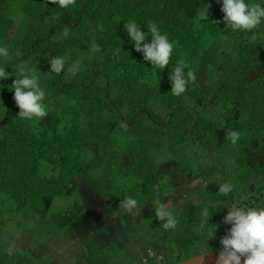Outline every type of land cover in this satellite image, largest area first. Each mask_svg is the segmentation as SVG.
I'll return each instance as SVG.
<instances>
[{
  "label": "trees",
  "instance_id": "trees-1",
  "mask_svg": "<svg viewBox=\"0 0 264 264\" xmlns=\"http://www.w3.org/2000/svg\"><path fill=\"white\" fill-rule=\"evenodd\" d=\"M207 7L208 18L201 15ZM221 7L218 0H75L68 8L53 0H0V47L9 51L8 57L0 56V67L9 73L19 64L34 69L46 93L47 110L44 118H20L9 90L16 77L0 81V208L6 204L9 211L15 205L14 215L22 214L34 204L43 206L45 197L78 193L74 181L87 178L101 196H114L102 212V219L108 220L102 231L107 233L113 225L109 218L125 214L121 204L126 197L146 205L147 198L159 195L154 185L156 155L170 152L171 159L191 171L197 157L212 162L227 151L237 158L253 143L257 154H264V71L253 81L246 80L252 71L247 59L264 61V25L252 30L261 47L254 52L250 39L240 40L246 30L227 27ZM129 20L146 34L147 25L156 23L175 43L167 68L153 69L135 51L124 26ZM222 39L233 42L234 56L225 55V48L216 51L221 58L210 60L207 77L220 83L219 93L227 104L239 102L233 119L221 113L223 107L215 108L211 118L203 115L201 87L192 79L201 58L225 46ZM53 58L64 60L60 73L50 71ZM74 64L75 73L70 71ZM177 64L185 66L188 81L180 95L171 92L169 78ZM161 101L172 115L167 122L153 113ZM48 117L51 121L43 123ZM232 131L240 133L236 144L229 138ZM126 157L132 159L130 165L124 163ZM218 169L213 162L205 178L219 175L220 183L225 182L226 167L225 174L223 167ZM95 171H103V176L95 178ZM233 177L230 193L204 194L197 213L186 204L175 226L166 230L163 243L177 252L168 264L213 252L201 244L209 241L208 236L227 235L230 225L224 217L233 205L229 197H235L249 179L256 183L250 193L256 197L255 207H264V164L258 173L249 169ZM204 208L209 220L200 228ZM5 218L0 210V219ZM7 257L10 264L25 261Z\"/></svg>",
  "mask_w": 264,
  "mask_h": 264
},
{
  "label": "rangeland",
  "instance_id": "rangeland-1",
  "mask_svg": "<svg viewBox=\"0 0 264 264\" xmlns=\"http://www.w3.org/2000/svg\"><path fill=\"white\" fill-rule=\"evenodd\" d=\"M256 34L257 33L253 32L252 30L244 31L240 39L241 41H247L248 39H250V41L253 43L254 52H256L255 46L260 43L256 39L258 35L255 37ZM224 40H225V46L214 48L212 50L213 54L208 53L206 57L201 58L199 63H197L196 68H194L193 70L192 79L197 81L202 86L201 87L202 91L203 89L206 90L213 83L212 81L209 80L207 75L209 72L208 65L210 64L209 63L210 60L212 61L213 56H215L216 59L221 58V55L216 51L220 50L222 52L223 49L225 48V55L231 53L234 56L233 48H231L234 46L233 42L232 44H230V42H228L230 40L228 39H222L220 40V42ZM261 61L262 62L259 66H258V62L255 63L256 68L258 70L259 67L261 69H264V61L263 60ZM218 87H220V83L214 82V84L211 86L210 89L212 92L208 93L205 98V102H204L205 104H210V106L217 105L216 101L218 100L217 97ZM214 111L204 112L203 115H206L207 118H211L214 114ZM231 113L234 116H232ZM231 113L228 112L229 117H235L237 114V109L236 108L232 109ZM201 117L205 118L203 116ZM171 132L173 133V130H171ZM190 158L191 159L194 158V155H191ZM249 161L253 167H255L256 169H260V167L263 166L264 157H261L259 159L258 157L252 156L250 157ZM125 162L129 163L130 160L128 161L126 159ZM213 162H215V165H217V167L219 168L218 170H221V168L223 167L224 174L226 167L227 172L225 174V177L228 178L227 182L230 181L229 183H231L232 185L235 181L233 175L241 176L242 173H244L245 171H248L249 169L252 170L250 166L246 164H241L242 159L240 157L237 158L233 157L231 152L228 153L227 151H225V157L221 156L220 158H217V160L212 158V162H209V159L207 158V160H205L204 163H200V159L199 157H197V162L194 163L195 165L194 170L198 169L200 166L205 168V165L211 167ZM106 175L107 173L104 172V176ZM101 176H103V171H95L94 173L95 178L98 179ZM76 181L78 182L77 184L73 185V189L78 190V193L75 192L74 194L65 196L64 198L45 197L41 201L43 206L39 207L36 206V204H34L26 212L22 214L14 215L15 205H12V207L9 208V211L7 210L6 204L1 206L0 210L3 212V215H5L6 218L3 220L0 219V251H2L3 248L4 249L6 248L7 252H10L9 251L10 249L13 250V245L10 242V240L15 239L16 232L18 230L20 231L24 230V232H27L30 239H33L34 242L36 243L34 247H30L27 245L29 244L28 242L29 238H25L24 239L25 241L22 240L19 244L20 248H18V250L20 251L18 252L19 253L18 256L21 255L22 258H28L29 264H55L53 262V259L49 255L45 257H41L39 255V251L33 249L38 245L45 247L46 243H47V247L54 250V252H55L54 245L58 249H61L62 251L64 250L65 252L70 251V249H76L78 258H76L77 260L75 261L79 260L77 264H81V261L86 262L92 256L97 262H99V264H107V262L110 264H117V263L125 264L124 261L129 258V257L126 258L125 251H129L131 249L132 250L130 254L133 257V261L141 256L142 258L145 259L143 260L142 264H151L154 258L157 259V257L164 255L166 251L165 250L166 246L163 245L162 249L157 248V244L156 242L153 241V238L151 236L145 237V234L149 232V230L156 231L157 227L160 226V225H156V223L163 224V221L158 220L155 215L154 208L158 204L168 205L169 209L175 212L177 211L179 212V209L181 208L180 204H176L175 202L171 201L172 186L169 183H167L165 187L164 185L161 186L160 190L157 189L159 193L158 196L151 197L150 202H151V210L153 214L149 215L150 214L148 211L149 206L143 204H137L136 208L132 209L131 211L125 210L124 211L125 214L118 217L121 218L120 220L122 226L117 224L119 225L120 228H116V231L113 232L111 231L110 227H108L109 234H107L104 233L102 230L104 228H107L106 223L108 222V220L106 221L103 220L102 218L100 219V217L102 215V212L108 206V204L113 202L114 196L112 195H106L105 197L101 196L96 191L95 185H92L91 180H88L87 178H79ZM106 185L109 188V185L108 184ZM195 185H199V184L193 181L187 186V189L190 190L191 188L195 187ZM250 185L252 188L253 187L252 183ZM73 189L72 192H74ZM209 191L213 192V190H209ZM193 194H194L193 191H188L186 196L189 197V195H193ZM190 197L191 200H194L196 202L200 201L198 194H194V196H190ZM238 201L239 200H236V202ZM88 204L91 207L93 206L97 209L96 210L90 209L89 212H85L84 208H86ZM37 209H39L40 211L34 214V212ZM92 218H94V220L96 221H93ZM98 219L100 220L98 221ZM109 224H112V217L109 218ZM49 225L54 226L55 227L54 230H57V235L62 236V238L56 237L54 238V241L51 240L50 238H46L45 232L47 228H49ZM111 227H113V225ZM71 230L74 233L75 241H73L71 238L68 240V237L71 234ZM92 230L94 231V234H91ZM58 231L60 234H58ZM161 231L163 232V230ZM164 232H166L165 229ZM107 236H109L110 238H108ZM119 236L123 237L124 239H121L120 243H118L119 245H117L115 241L114 242L112 241V238L113 237L119 238ZM101 237L103 238L100 240ZM222 238H224L223 235H218L214 238L210 236L207 237V239H209V241L207 242L213 244L210 250H213V252L216 254H218L222 250V245L220 243ZM158 239L161 241V237H158ZM70 242L73 244H71ZM126 243H128V245L130 244V247L128 249L121 251V247L127 246ZM66 244L70 248H67ZM201 245L205 249L209 248L210 246V244H206V243H202ZM201 251L202 249L199 251V253ZM4 261L6 262V264H10L9 263L10 259H8V257ZM127 264H133V263L127 262Z\"/></svg>",
  "mask_w": 264,
  "mask_h": 264
},
{
  "label": "clouds",
  "instance_id": "clouds-1",
  "mask_svg": "<svg viewBox=\"0 0 264 264\" xmlns=\"http://www.w3.org/2000/svg\"><path fill=\"white\" fill-rule=\"evenodd\" d=\"M60 8H68L75 0H53ZM222 5L224 22L227 27L234 30L251 31L264 25V0H218ZM208 7L201 11V15L207 16ZM125 30L134 44L135 51L143 54V60L150 62L153 69L161 71L170 64L175 43L170 41L166 33H162L156 23L147 25V34L135 20L124 23ZM148 36L151 42H147ZM9 51L6 47H0V56L8 57ZM50 71L60 73L63 70L64 60L53 58L50 61ZM184 65L177 64L172 68L170 80L172 81L171 92L180 95L185 92L187 79L185 78ZM78 65H73L70 71L75 73ZM16 78L10 86L14 93V100L19 108V117L25 119H39L47 115L46 106L43 103L46 93L39 84V76L36 71L26 64L15 66L14 73H9L4 67H0V81H6L10 76ZM192 73L188 72L187 77ZM2 87V86H0ZM229 138L233 144L240 139L238 131H232ZM233 185L227 181L220 183L219 192L230 193ZM121 207L131 211L137 207V201L132 198H125ZM156 218L163 221L162 228L167 230L175 226L176 220L173 210L168 205L158 204L155 208ZM200 228L208 224L209 210L204 208L200 214ZM224 223L230 225L227 235L221 239L222 250L218 253L217 264H264V207H246L239 204L232 205ZM207 252L202 254V259Z\"/></svg>",
  "mask_w": 264,
  "mask_h": 264
},
{
  "label": "flooded vegetation",
  "instance_id": "flooded-vegetation-1",
  "mask_svg": "<svg viewBox=\"0 0 264 264\" xmlns=\"http://www.w3.org/2000/svg\"><path fill=\"white\" fill-rule=\"evenodd\" d=\"M259 47H258V45L255 46L256 51L259 49ZM257 62H258V66H259L261 64V62H262L261 58L249 59V60L247 59V65L252 67V71L246 77L247 81H253L254 78H256L258 76V73L260 71H264V69H261L260 67H259V70L256 68V64L255 63H257ZM209 80L213 82L211 84V86L214 84V82H216L215 80H212V79H209ZM211 86L208 87L206 90L203 89V91H202V88H200L201 93L203 94V98L200 101L199 105L204 108V110H205L204 112L214 111L215 108L218 109V108L223 107V110L221 111V113L226 118H228V119L236 118L238 116V111H237V114H236L235 117H229L228 112L231 113V110L234 109V108L238 109L239 102L237 100H234V101L230 102V104H227L225 102V100L220 96L219 89L217 91L218 100L216 101V103H217L216 106H210V104H205L204 103L207 94L212 92L210 90ZM200 87H202V86L200 85ZM263 99H264V97H263ZM51 110H52V112H54L53 108ZM153 113H155V115H157L158 117L162 118V120L165 119L166 122H167L168 117L172 116V115H168V112L165 109L164 101H161L160 104L156 106V108L154 109ZM231 115L234 116L232 113H231ZM50 121H51V117H48V118H46L43 121V123L46 124V123H48ZM125 123H126V125H131L130 122H125ZM155 124L157 125L158 123H155ZM158 125H160V124H158ZM55 126H57V125H55ZM166 126H167V124L163 128H165ZM258 152L259 151L257 150L256 143H253L252 146H251V150L242 152V155L240 157L242 159L241 164H246V165L250 166L252 168V170L255 171V173H258V170L260 171V169H256L255 167H253L250 164L249 159L252 156L258 157L259 159L261 157H264V154H262V153L257 154ZM221 156L224 157V154L221 153ZM159 157H161V158H159ZM156 158H157L156 161L158 163V170H157V176L155 177V182H154L155 189L156 190L157 189L160 190L161 186L164 185V187H165L166 184L169 183L172 186V188H171L172 189V191H171V195H172L171 201L175 202L176 204H180V206H181V208L179 209V212L178 211L177 212L173 211L174 218H177L180 214L181 215L183 214L186 204H190L191 207H192V210H193L192 212L193 213H197L196 206H198L200 203H202L201 196H203L204 194H207V193H214V191L219 190L218 189V186L220 184L219 175L218 176H213V177H211V179H207L204 176V172L209 168V166L205 165V168L200 166L196 170L186 171V170H184V168L180 167V165H181L180 162H177L176 160L171 159L172 156H171L170 152L169 153H166V152L160 153L159 155H156ZM196 162H197V159H196ZM124 163L126 165H129V163L125 162V159H124ZM200 163H204V161H200ZM199 169H201V170H199ZM225 179H226V181L228 180L227 177H225ZM193 181L195 183L199 184V185H195V187H193L190 190H188L187 186ZM77 182L78 181H74V184H77ZM251 183H252V186H253L252 188H251V185H250ZM247 184L249 186L248 185H244L243 188H241L240 192L235 197L234 196L232 197V196L228 195V196H230L229 199H230V202L233 205L234 204H239L241 206H246V207H255V205L257 203V200H255L256 197L255 196L253 197V196L250 195L251 191L253 190V188L256 185L255 181L252 180V179H249ZM245 188H248V190H246ZM249 189H250V191H249ZM209 190H213V192H211ZM188 191H193L194 194H198L199 198H200V201L196 202L194 200H191L190 196H194V194L193 195H189V197H187L186 195H187ZM246 191H248L249 196L247 195ZM62 198H64V197H62ZM150 200H151V198L150 199L147 198V202H146V205L149 206V209H148V211L150 213L149 215L153 214V212L151 210V202H150ZM236 200H239V201L236 202ZM39 211L40 210L37 209L35 211V214L37 212H39ZM161 240L163 242V239H161ZM205 243L210 244V247L212 248V245H213L212 243H210V242H205ZM163 245H164V243H161V244H159L157 246V248L162 249ZM165 250L166 251H165L164 255H162L160 257H157V259L154 258L155 261L153 260V262L151 264H168L172 257H176V253L177 252H174L168 246L166 247Z\"/></svg>",
  "mask_w": 264,
  "mask_h": 264
},
{
  "label": "crops",
  "instance_id": "crops-1",
  "mask_svg": "<svg viewBox=\"0 0 264 264\" xmlns=\"http://www.w3.org/2000/svg\"><path fill=\"white\" fill-rule=\"evenodd\" d=\"M130 160V162H129V165L131 164V162H132V159L130 158V157H126L125 158V160ZM104 188H105V186H104ZM106 189V188H105ZM88 203V202H87ZM96 210L97 208H95V207H91L89 204L87 205V207L86 208H84V211L85 212H89V210ZM84 212V213H85ZM34 214H35V212H34ZM102 218V215H101V217H100V219ZM117 218L118 217H114V218H112V223H113V227H112V229H111V231L113 232V231H116V228H120L119 227V225H117V224H119L120 223V219L121 218H118V220H117ZM100 219H98V221L100 220ZM44 220H45V218H44ZM92 220L93 221H96V220H94V218H92ZM44 222H46V221H44ZM156 225H160V226H158L157 227V230L156 231H152V230H149V232H147L146 234H145V237L146 236H151L152 238H153V241L154 242H156V244H157V246L159 245V244H161V243H163L162 242V240L160 241L159 239H158V237H161V239H163L164 238V236L166 235L165 233L166 232H164V229L162 228V224H159V223H156ZM55 229V227L54 226H51V225H49V228H47V230H46V232H45V236H46V238H50L51 240H53L54 241V238H56V237H58V238H62V236H59V235H57V230H54ZM161 230H163V232L161 231ZM79 232H81V231H79ZM162 232V233H161ZM58 234H60L59 233V231H58ZM91 234H94V231L92 230L91 231ZM107 234H109V232H107ZM142 234H143V232H142ZM20 236V237H19ZM108 238H110L109 236H107ZM150 237V238H151ZM25 238H29V244H27L28 246H30V247H34L35 245H36V243L34 242V240L33 239H30V237H29V235L27 234V232H24V230H18L17 232H16V237H15V239L14 240H10V242L12 243V245H13V250H9L10 252H7L6 251V248L4 249L3 248V250L2 251H0L1 253H0V264H5L4 262V260H6V257H7V255H15V257H18L19 259H21L22 258V256L20 257V256H18V252L20 251V250H18V248H20V242L22 241V240H24ZM72 239L73 241H75V236H74V233H73V231L71 230V234L69 235V237H68V240L69 239ZM103 237H101L100 238V240L102 239ZM121 239H124L123 237H121V236H119V238H116V237H113L112 238V241L114 242H116L117 243V245H119L118 243H120V240ZM145 239V238H144ZM25 241V240H24ZM111 241V242H112ZM140 241V240H139ZM46 242V241H45ZM66 243V242H65ZM71 243V242H70ZM15 244V245H14ZM71 244H73V243H71ZM67 245V244H66ZM126 247H121V251H123V250H125V249H128L129 247H130V244L128 245V243H126ZM17 248H16V247ZM54 247H55V252H54V250H52L51 248H49V247H47V243H46V245H45V247H42L41 245H38V246H36L35 248H33V249H35L36 251H39V255L41 256V257H45V256H47V255H49L52 259H53V262L55 263V264H77L78 263V261H75V260H77L76 258H78V255H77V250L76 249H70V251H68V252H65L64 250L62 251L61 249H58L55 245H54ZM67 248H70L68 245H67ZM132 250V249H131ZM131 250H129V251H125V253H126V258H128V259H126L125 261H124V263L125 264H127V262H131V263H133V264H142V262H143V260H145L144 258H142L141 256L139 257V258H136V260H134L133 261V257L131 256ZM5 251V252H4ZM76 252V253H75ZM120 252V251H119ZM67 253V254H66ZM71 253H74V254H71ZM64 254V255H63ZM64 256V257H63ZM143 257H146V256H143ZM22 261V260H21ZM22 264V263H21ZM23 264H29V260H28V258H25V261H23ZM81 264H99V262H97L95 259H94V257L92 256V257H90L89 258V260H87L86 262L85 261H81ZM107 264H110V263H108L107 262ZM118 264V263H117Z\"/></svg>",
  "mask_w": 264,
  "mask_h": 264
},
{
  "label": "water",
  "instance_id": "water-1",
  "mask_svg": "<svg viewBox=\"0 0 264 264\" xmlns=\"http://www.w3.org/2000/svg\"><path fill=\"white\" fill-rule=\"evenodd\" d=\"M119 225L122 226L121 222L119 223ZM201 257H202V254L194 256L188 259L187 261H184L179 264H217L218 254L214 252H207V254L204 256L203 259ZM242 264H243V261H242Z\"/></svg>",
  "mask_w": 264,
  "mask_h": 264
}]
</instances>
